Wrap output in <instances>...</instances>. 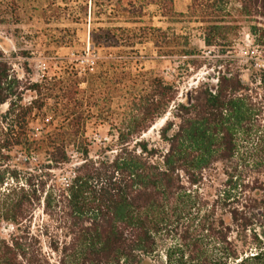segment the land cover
I'll use <instances>...</instances> for the list:
<instances>
[{
    "label": "trees",
    "instance_id": "16d2710c",
    "mask_svg": "<svg viewBox=\"0 0 264 264\" xmlns=\"http://www.w3.org/2000/svg\"><path fill=\"white\" fill-rule=\"evenodd\" d=\"M173 4L91 0L90 14L93 25L108 9L138 24L149 5L172 16ZM47 8L45 15L65 14L57 0ZM6 9L1 21L11 16L19 23V4ZM85 9L88 16V4ZM187 15L203 24L205 45L220 49L216 82L208 78L178 102L174 84L150 77L144 91L131 92L116 140L103 142L95 155L84 128L91 80L44 77L26 86L36 98L23 105L21 81L0 47V107L10 102L0 119V224L15 227L8 237L0 234V264H154L162 248L166 264H264V69L248 77L229 54L243 22L251 24V35L264 38V0H192ZM120 30L94 27V48L133 49L151 39L160 53H169L161 28L141 35ZM122 57L120 51L112 66L126 64ZM124 76L128 81L132 74ZM55 93L59 124L34 140L29 119ZM171 107L159 141L143 138ZM43 146L46 156L21 182L8 168L11 153L19 148L31 159ZM71 148L80 161L73 162ZM41 205L48 219L34 231Z\"/></svg>",
    "mask_w": 264,
    "mask_h": 264
},
{
    "label": "rangeland",
    "instance_id": "374dc122",
    "mask_svg": "<svg viewBox=\"0 0 264 264\" xmlns=\"http://www.w3.org/2000/svg\"><path fill=\"white\" fill-rule=\"evenodd\" d=\"M17 2L20 6V21L15 23L8 18L5 23L0 18V47H4L6 56L10 60L14 73L21 81L23 93L22 104L29 105L36 94L26 89V86L42 81L44 77L58 79H75L87 76L92 86L87 95L84 111L89 115L84 125L86 137L91 144V153L95 155L103 142L115 141V127L120 125L122 114L127 108V101L131 92L141 93L147 87V80L152 76L164 78L178 90V102L184 100L185 95L200 83L209 79L213 83L217 77V63L221 58L219 48L207 47L204 43L203 24L197 18L187 15L192 0H174L175 13L172 16L163 15V10L157 5H149L144 10L141 22L131 24L125 21V16L108 9L107 16L101 15L100 23L93 25L90 14L91 0H57L63 14L60 18L43 13L42 9H49L51 0H0V11L4 15L6 5ZM88 4V16L85 15ZM111 18L109 19V14ZM186 14L181 16L180 14ZM72 18H70V16ZM6 19V18H5ZM233 47L229 50L230 57L238 60L239 66L246 76L251 77L264 69V38L259 39L250 33V23L243 22ZM264 27V22L259 24ZM94 27L119 28L116 33L122 34L126 30H135L139 35L143 29L161 28L169 40L163 51L151 39L144 40L135 48L102 47L95 49L91 41ZM115 32V31H113ZM139 41V40H137ZM195 51V55H185L182 51ZM120 51L126 64L112 66L113 60ZM87 73V74H86ZM126 73H131L130 80H122ZM122 82V83H120ZM120 83V84H119ZM83 88L87 85L83 84ZM51 97L43 108L36 110L29 119V135L40 141L59 124L55 116L54 103L59 95ZM10 107V102L0 107V119ZM173 107L169 112L146 133L143 138L159 141V131L165 122L172 117ZM46 146L28 159L21 149L16 148L11 153L9 169L16 170L25 182L30 173L35 174L37 158L43 159ZM73 162L81 160L79 155L70 149ZM58 174L59 172H54ZM43 206H39L33 216L34 231L39 225L47 221ZM15 231L11 223L0 224V234L8 237ZM44 242L46 240L43 239ZM46 251H49L44 243ZM165 250L162 248L154 264H166Z\"/></svg>",
    "mask_w": 264,
    "mask_h": 264
}]
</instances>
